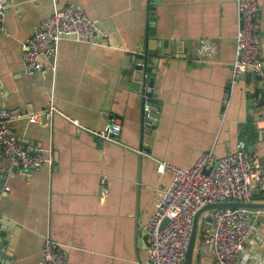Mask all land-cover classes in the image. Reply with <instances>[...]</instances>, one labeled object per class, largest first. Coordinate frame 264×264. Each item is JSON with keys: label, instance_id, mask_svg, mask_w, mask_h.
Listing matches in <instances>:
<instances>
[{"label": "crops", "instance_id": "obj_1", "mask_svg": "<svg viewBox=\"0 0 264 264\" xmlns=\"http://www.w3.org/2000/svg\"><path fill=\"white\" fill-rule=\"evenodd\" d=\"M0 2L10 3L0 31V107L40 113L53 95L62 112L94 131L112 118L121 122L119 144L61 115L13 123L19 143L50 154L54 163L26 171L0 150L3 264H45L48 237L59 244L65 264H140L147 255L143 228L158 192L173 178L170 171L157 172L158 161L189 168L204 151L219 158L242 140L264 164V74L230 85L240 27L237 0ZM258 2L264 63V0ZM68 4L84 9L106 36L96 45L63 36L56 71L27 75L23 42L56 6ZM201 39L214 46L212 53L199 54ZM139 59L153 82L157 115L146 132ZM262 241L246 243L254 261L264 262ZM195 264H201L198 256Z\"/></svg>", "mask_w": 264, "mask_h": 264}, {"label": "built area", "instance_id": "obj_2", "mask_svg": "<svg viewBox=\"0 0 264 264\" xmlns=\"http://www.w3.org/2000/svg\"><path fill=\"white\" fill-rule=\"evenodd\" d=\"M58 2V0H53ZM9 2H0V31ZM240 27L236 33V57L233 62L231 87L247 70L260 74L264 67L261 57V17L258 0H237ZM73 35L75 39L99 44L106 36L95 20L81 7L68 4L55 7L52 15L46 17L33 35L23 42L22 59L24 72L33 74L39 69L56 71L59 41L63 36ZM199 54L212 53L214 46L201 39ZM42 59V61H41ZM142 70L140 94L143 100L145 122H156L152 114L151 93L153 84L144 61L138 64ZM61 115L79 128L101 139L120 143L121 122L112 118L101 131H94L70 119L54 103L52 95L46 108L40 113H27L21 108L0 107V150L20 169L33 171L43 164H53L54 159L34 149H27L13 135V123L19 118L37 120L42 116L50 120ZM139 153H142L139 150ZM173 174L170 184L157 194L154 211L144 226L147 235V255L140 264H184L193 226V217L202 206L223 201L247 202L255 192L264 194V164L251 155L244 141H238L236 149L216 158L213 150L201 153L189 168H182L166 161H158L157 172ZM264 215V209L245 208L219 209L204 215L198 257L201 264H264L254 261L247 250L248 239H261L264 242V225L247 223L249 217ZM168 221L163 227V220ZM43 263L65 264V256L59 244L46 238L42 247ZM207 260V262H205ZM208 260H213L212 263Z\"/></svg>", "mask_w": 264, "mask_h": 264}, {"label": "water", "instance_id": "obj_3", "mask_svg": "<svg viewBox=\"0 0 264 264\" xmlns=\"http://www.w3.org/2000/svg\"><path fill=\"white\" fill-rule=\"evenodd\" d=\"M240 25H241V23H240ZM142 61L143 60L139 59V61H137V65L135 67L140 69V66L138 64ZM146 70H148V69L146 68ZM251 73L252 72L250 70H247L246 72H244L240 75V78H243L246 75H249ZM263 74H264V69H262V72L260 74H254V75H255L256 79L261 80L263 77ZM151 82H152V79H151ZM152 84H153V82H152ZM261 104H263V101H261ZM151 108H152L153 116L157 117L156 113L154 112L153 107H151ZM154 127H155L154 122L148 121L146 123L144 118L142 119L143 132L149 131ZM3 174L5 175V172H3ZM237 208H245V209H249V210L264 209V200L252 199L251 201H247V202L236 201V200L223 201V202L218 201V202L206 204V205L202 206L200 209H198L196 211V213L194 214V217H193V226H192V231H191V235H190V239H189V244H188L184 264H195V262L197 261L198 246H199V240H200V236H201L200 225H202V220H203V217L205 215L204 213H206V212L209 213L211 211H215V210H219V209H237ZM167 221H168V217H166L163 220L161 227H163ZM246 222L247 223L258 222V223L264 225V215H259L256 217H249L248 219H246ZM0 264H3L2 259H0Z\"/></svg>", "mask_w": 264, "mask_h": 264}, {"label": "trees", "instance_id": "obj_4", "mask_svg": "<svg viewBox=\"0 0 264 264\" xmlns=\"http://www.w3.org/2000/svg\"><path fill=\"white\" fill-rule=\"evenodd\" d=\"M261 24H262V20H261ZM253 199L254 200H264V194L263 193H256L255 195H253Z\"/></svg>", "mask_w": 264, "mask_h": 264}, {"label": "rangeland", "instance_id": "obj_5", "mask_svg": "<svg viewBox=\"0 0 264 264\" xmlns=\"http://www.w3.org/2000/svg\"><path fill=\"white\" fill-rule=\"evenodd\" d=\"M204 214H207V212L206 213H204ZM200 228H202V226L200 225Z\"/></svg>", "mask_w": 264, "mask_h": 264}]
</instances>
